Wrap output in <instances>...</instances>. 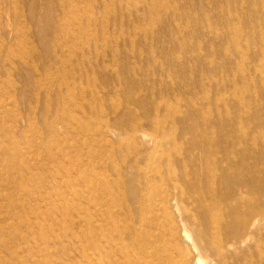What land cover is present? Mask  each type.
Returning a JSON list of instances; mask_svg holds the SVG:
<instances>
[{"label":"rangeland","instance_id":"obj_1","mask_svg":"<svg viewBox=\"0 0 264 264\" xmlns=\"http://www.w3.org/2000/svg\"><path fill=\"white\" fill-rule=\"evenodd\" d=\"M0 264H264V0H0Z\"/></svg>","mask_w":264,"mask_h":264}]
</instances>
